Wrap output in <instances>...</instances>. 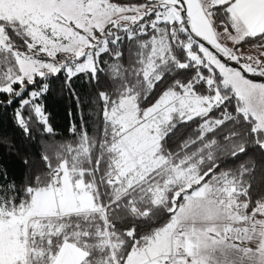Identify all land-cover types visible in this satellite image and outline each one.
I'll return each instance as SVG.
<instances>
[{
	"label": "snow or ice",
	"instance_id": "snow-or-ice-1",
	"mask_svg": "<svg viewBox=\"0 0 264 264\" xmlns=\"http://www.w3.org/2000/svg\"><path fill=\"white\" fill-rule=\"evenodd\" d=\"M0 264H264V0H0Z\"/></svg>",
	"mask_w": 264,
	"mask_h": 264
},
{
	"label": "trees",
	"instance_id": "trees-1",
	"mask_svg": "<svg viewBox=\"0 0 264 264\" xmlns=\"http://www.w3.org/2000/svg\"><path fill=\"white\" fill-rule=\"evenodd\" d=\"M46 106L48 112L51 114V122L56 127L57 132L67 135L69 123L75 118L76 110L73 102L68 98L61 97L57 93L55 100L50 97ZM70 112L72 113L71 116L69 115Z\"/></svg>",
	"mask_w": 264,
	"mask_h": 264
}]
</instances>
